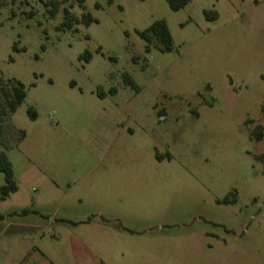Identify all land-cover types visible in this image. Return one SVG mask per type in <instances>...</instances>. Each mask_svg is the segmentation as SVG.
Here are the masks:
<instances>
[{"label": "rangeland", "instance_id": "374dc122", "mask_svg": "<svg viewBox=\"0 0 264 264\" xmlns=\"http://www.w3.org/2000/svg\"><path fill=\"white\" fill-rule=\"evenodd\" d=\"M50 1L0 0V78L27 90L0 264H264V0H85L72 30L79 1ZM158 20L173 52H146Z\"/></svg>", "mask_w": 264, "mask_h": 264}, {"label": "trees", "instance_id": "16d2710c", "mask_svg": "<svg viewBox=\"0 0 264 264\" xmlns=\"http://www.w3.org/2000/svg\"><path fill=\"white\" fill-rule=\"evenodd\" d=\"M83 13L81 18L76 17L69 9L64 10L63 23L60 26L62 30H72L76 25H85L89 27L93 23H98L90 13L85 12V0H78ZM191 0H167L170 9L174 12H178L185 8ZM46 6L52 7L49 10L52 16L55 17L57 14V3L53 0L46 3ZM100 8V5L97 4ZM210 15H213L211 17ZM206 16L214 21L218 18L217 13L206 12ZM140 38L147 44L146 52H151L152 46L157 43L160 49L165 53H170L174 51V39L168 23L166 20L156 21L150 28L145 31L138 32ZM85 57L87 62L91 61V54L86 52ZM125 83L134 89H138V85L135 83L133 78L126 74ZM113 94L117 93V90H112ZM27 97V90L23 83L15 80L6 81L0 78V121L3 123L5 118L15 114L17 110L21 107ZM29 116L32 120L37 119V113L34 108H30ZM25 138V132H21L20 139ZM6 147L4 142V129L0 126V172L5 177V184L0 188V203L5 202L10 198V196L18 191V184L15 179V173L13 164L8 158L7 152L4 150ZM27 213V212H26ZM25 214V212L23 213ZM3 217H0L2 219Z\"/></svg>", "mask_w": 264, "mask_h": 264}]
</instances>
